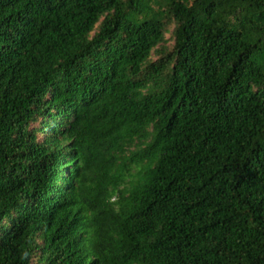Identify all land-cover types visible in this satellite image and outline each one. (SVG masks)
Returning a JSON list of instances; mask_svg holds the SVG:
<instances>
[{
    "label": "trees",
    "instance_id": "obj_1",
    "mask_svg": "<svg viewBox=\"0 0 264 264\" xmlns=\"http://www.w3.org/2000/svg\"><path fill=\"white\" fill-rule=\"evenodd\" d=\"M0 264H264V0H0Z\"/></svg>",
    "mask_w": 264,
    "mask_h": 264
},
{
    "label": "rangeland",
    "instance_id": "obj_2",
    "mask_svg": "<svg viewBox=\"0 0 264 264\" xmlns=\"http://www.w3.org/2000/svg\"><path fill=\"white\" fill-rule=\"evenodd\" d=\"M169 36V35H168ZM170 44L172 45V42H170Z\"/></svg>",
    "mask_w": 264,
    "mask_h": 264
}]
</instances>
